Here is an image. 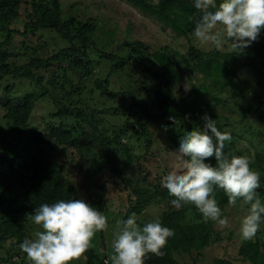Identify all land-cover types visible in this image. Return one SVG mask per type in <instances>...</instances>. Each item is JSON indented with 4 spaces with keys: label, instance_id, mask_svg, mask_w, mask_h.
<instances>
[{
    "label": "rangeland",
    "instance_id": "374dc122",
    "mask_svg": "<svg viewBox=\"0 0 264 264\" xmlns=\"http://www.w3.org/2000/svg\"><path fill=\"white\" fill-rule=\"evenodd\" d=\"M21 1L14 7L13 15L0 8V42L8 30L24 31L27 14L32 11L30 5L40 0ZM57 1L62 21L72 23L70 32L76 37L74 44H79L78 36L85 33L102 52L124 59L135 49L150 60L154 52H163L170 58L177 75L173 78L152 63L144 71L131 61L111 75V91L130 92L147 104L152 115L158 111L162 94L169 91L164 104L183 113L187 122L203 121L204 114H208L216 120L218 130L230 133L231 140L225 142L232 143L237 156L247 155L252 160L250 167L264 178V29L257 41L242 52H233L228 44L217 50L211 45L199 44L193 35L201 16L194 6L195 0H181L186 10L181 5L170 10L183 15L184 23L190 28L184 35L128 0ZM139 1L157 5L160 0ZM216 2L218 5L221 0ZM67 46L68 42L57 33L41 29L35 36L14 35L9 44L0 47V52L6 55L4 64L8 65L0 70V149L29 160L35 149L34 139L39 135L41 147L50 153L64 177L73 184L77 199L94 208L102 207L100 212L108 217L109 227L96 233L90 247L98 263L103 260L111 264L115 222L126 220L138 205L142 208L137 214L141 227L157 217L161 222L167 213H174L182 226L204 222L196 219L190 210L191 204L179 209L173 207L174 197L162 187L163 177L178 165V149L168 137L173 128L170 121L166 118L147 125L141 108L134 106L129 96L111 99L101 94L98 82L108 76L113 62L100 58L90 49L92 67L87 76L53 60L33 70L31 77L16 76L19 67L46 60ZM191 47L203 54L200 59L216 58L223 68L218 76L213 69H210L211 76L199 71L198 55L190 52ZM5 94L8 105L18 113L24 107L30 111L24 124L7 119V106L3 107L7 103ZM59 111L62 115L54 116ZM59 127L66 133L64 142L55 134ZM0 172L7 177L6 182L12 181L14 188L9 173L1 166ZM1 191L0 188V195ZM261 203L264 204L263 199ZM217 204L221 218L227 217L228 226L221 227L210 220L213 224L207 246L199 251L171 253L175 264H216L217 260L250 264L242 259L239 249L254 242L264 255V217L256 236L244 240L239 228L249 206L242 207L241 199L235 206L228 202L221 205L217 201ZM19 205L15 203L13 209ZM0 221L4 230L0 236V264H30L19 244L33 238L36 226L29 221L9 224L6 214L0 215ZM72 264H86V257Z\"/></svg>",
    "mask_w": 264,
    "mask_h": 264
},
{
    "label": "clouds",
    "instance_id": "9594fccd",
    "mask_svg": "<svg viewBox=\"0 0 264 264\" xmlns=\"http://www.w3.org/2000/svg\"><path fill=\"white\" fill-rule=\"evenodd\" d=\"M194 6L201 16L193 35L201 45L222 50L228 44L233 52H242L264 29V0H221L218 5L216 0H195ZM202 119L203 129L197 127L181 139L176 151L178 165L163 177L162 187L174 197L173 207L194 205L205 222L211 220L221 227L228 226V219L221 218L214 188L224 191L230 206L242 198V207H249L239 232L242 239L251 240L264 217V204L256 192L261 174L250 167L252 160L247 155L226 154L225 141L231 140L230 133L218 130L216 120L208 114ZM212 157L215 167L205 162ZM26 219L36 230L33 238L24 239L19 248L30 264H72L85 257L96 233L109 227L108 217L85 201L73 199L42 204L34 214H26ZM137 219L133 212L126 220H116L111 264H144L149 253L164 255L162 249L174 231L162 226L158 217L143 227Z\"/></svg>",
    "mask_w": 264,
    "mask_h": 264
},
{
    "label": "trees",
    "instance_id": "16d2710c",
    "mask_svg": "<svg viewBox=\"0 0 264 264\" xmlns=\"http://www.w3.org/2000/svg\"><path fill=\"white\" fill-rule=\"evenodd\" d=\"M47 1H49V5ZM128 1L163 21L174 32L180 35H184L190 29L186 26V23H184L185 19L180 12L174 14L170 13V10H172L175 5H181L186 10L187 7L181 0H160L157 5H151L139 0ZM26 2L28 3V1H24V3ZM21 3V0H0V8L6 9L7 14H12L14 7H18ZM51 4L53 7H51ZM30 6L32 11L27 14L28 22L24 25V31L21 32L17 29L8 30L4 41L0 42V47L9 44L14 35L26 37L30 34L35 36L41 29L57 33L62 40L68 42V46L46 60L30 62L19 67L16 73L17 77H31L33 75V70L47 66L52 60L65 63L71 69H78L87 76L90 74L92 67V59L90 57L91 49L95 51V54L100 58L113 62L108 76L104 80L98 82V88L101 94L111 99L123 95L129 96L132 104L141 108L144 116L147 118V125L156 124L167 118L173 126L168 135L169 141L175 148L179 149L181 139L186 136L188 132L197 127L203 129L204 121L194 119L192 122H187L183 113L176 112L169 104H164V102L167 101V97L170 95L169 91L162 94L163 96L159 102L158 111L155 115H152L150 114V109L147 107V104L138 100L130 92L121 93L109 89L111 75L115 71L123 69L128 62L131 61L138 63L144 71H147L148 63L155 64L165 73L175 78L177 75L174 66L165 53L156 51L152 54V59L150 60L143 58L142 52L135 49L131 56L124 59L113 53L102 52L91 37H88L85 33L78 36L77 39L79 44H74L76 37L71 35L70 32L72 23L62 21L57 0H40ZM190 52H195L198 55L197 66L204 76H211L210 69H213L216 72V76H218L223 69L220 63L215 60L216 58L212 59L206 57L205 59H200L203 54L198 53L193 47L190 48ZM5 57V53L0 52V70L8 67V65L4 64ZM5 100L7 103L2 104L3 107L7 106V119L14 124H24L30 111L26 110L24 107L18 113L16 109L8 105L9 102L7 101L6 94ZM61 115L62 112L59 111L54 116ZM170 117L173 119H170ZM61 130L60 127L57 128L55 134L59 141L64 142L63 136L66 133ZM147 142V145L150 146V139H148ZM231 146L232 143L225 142V153L237 156V153L233 151ZM34 147V153L29 160L11 155L5 148L0 149V166L9 173L15 186L14 188L12 187V181L10 179L6 182L7 177L0 172V188L2 190L0 195V215L6 214L9 224L18 221H28L26 219V214H34L36 208L42 204L47 203L51 205L59 200H78L76 197L77 192L73 184L64 177L62 169L57 166L50 153L41 147L39 135L34 139ZM205 162L211 164L213 167L216 166L215 157L209 158ZM256 192L259 194V198L264 200V178H260V187ZM214 196L221 205L228 202L227 195L221 189L214 188ZM239 199L242 200V198ZM17 202H19L20 205L17 209H13L14 204ZM190 207L196 219H203L202 214L194 205H190ZM95 209L101 211L102 207L95 206ZM141 209L142 208L138 205V207L132 209L131 212L139 214ZM161 224L164 227L172 229L174 231V236L168 239L166 246L162 249L164 252L163 256H156L149 253L144 258V264H175L171 253L178 250L184 252L202 250L208 244L211 232L210 228L213 223L209 220L208 222H196L182 226L177 223L174 213H167L162 216ZM3 233L4 230L2 229V223L0 221V236H2ZM239 254L243 260H247L250 264H264V255L260 253L257 242L249 243L246 244L245 247H241L239 249ZM85 257L86 264H104L103 260L99 263L96 262V255L90 248L85 253ZM215 263L227 264L225 261L221 260H217ZM11 264H22V262ZM108 264H110V262H108Z\"/></svg>",
    "mask_w": 264,
    "mask_h": 264
},
{
    "label": "built area",
    "instance_id": "2783aa9c",
    "mask_svg": "<svg viewBox=\"0 0 264 264\" xmlns=\"http://www.w3.org/2000/svg\"><path fill=\"white\" fill-rule=\"evenodd\" d=\"M106 262V261H105ZM105 262H104V264H105Z\"/></svg>",
    "mask_w": 264,
    "mask_h": 264
}]
</instances>
